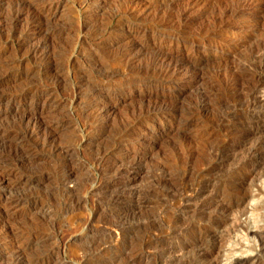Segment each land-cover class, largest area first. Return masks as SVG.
<instances>
[{"label":"rangeland","instance_id":"374dc122","mask_svg":"<svg viewBox=\"0 0 264 264\" xmlns=\"http://www.w3.org/2000/svg\"><path fill=\"white\" fill-rule=\"evenodd\" d=\"M20 1L12 0L10 3V0H5L4 11H0L3 12V15L5 14V16H1L4 22L2 20L0 22V28L2 27L4 31V37L0 38V264H12L13 257L22 259L20 264H59L60 257L63 253H68V256L66 254L68 261L70 260V262L74 264H125L128 263V259L130 260V256L132 255L131 259L134 258L135 254L138 253L135 252L139 250L142 252L140 253L139 251L138 257H140V254H142L144 250L149 254L147 253L148 255L146 257H140L136 264H195L196 257L194 256L195 253L191 245V239L195 237L197 232L196 229L199 230L200 227L202 228L203 224L206 222L196 219L194 222L198 225H195L193 228L194 230L192 229V231H188V233L178 231L179 228H181L180 226H182L180 223L183 224L188 222V215H190L189 212L185 217H182L181 213H179V206L182 203L181 198L190 194L189 191L192 186L197 184L198 173H200L203 168H206V166L208 167L209 163L211 164V159H208L209 152L205 151L206 149L196 153L193 152L196 151L197 142H200V140L198 141V133L196 134V131L199 132L198 130L203 128L204 125L202 126V124H204L205 118L201 115L196 116L193 120L194 123L190 125L191 127L187 129V134H185V132L179 130L181 123L179 124L178 120H172V117L168 113L159 114L150 119H143L142 121L141 119H137L135 112L139 110L140 107L147 106L148 104L153 105L154 103V105L156 106L157 104L158 107L168 106L170 109H183L182 107L192 106L191 103L194 101L196 102L199 99L198 96H200V93L203 91L208 93L207 103L211 106V111H209L211 116L207 113V116H209L207 118L209 121L213 122V119L215 118L214 121H216L218 117L217 120L220 123L218 121L213 123H216L217 128L216 140L221 139L223 134L221 123L224 117V106L231 100V94L230 91H228V84L230 85V76L228 73L235 68L238 61L248 56L247 53L249 54V52L247 49L249 47L252 48L253 45L257 43L256 41H259L261 35H263L264 0H40L38 3L39 5H44L45 15L46 18H48H45L46 20H44V23L41 25H36L34 23L28 25V23H26L28 22V18L24 15L27 13V5L33 0ZM146 1L148 3H153L147 7L148 5H145ZM239 1L243 4H240ZM12 3H16V5ZM233 3L236 4L237 7L239 6L238 8L243 12L240 15L232 14L226 16L223 13L224 10L230 7V5L234 6ZM10 4L11 6L13 5L14 8L20 6L23 10H15L14 13L12 12V15L7 12ZM126 4H130V6L133 5L132 7L135 6V8L139 7V13L141 12L142 16L138 11L137 13L132 12V9H128V5ZM123 7H126L125 11L122 9ZM180 12L182 15H179L181 14ZM172 14H175L174 17ZM217 14L224 17V20L226 19V21H223V24L221 22V24L215 22L214 19L219 18ZM16 15L23 18L19 20ZM176 18L178 20H176ZM9 20H11L12 23L11 21L9 22ZM152 20L155 21L156 26L150 24ZM2 22L5 23L6 26ZM214 22L215 24H211ZM51 28L56 31L54 34L48 35L47 31L51 30ZM93 30L95 31L94 33ZM169 32L170 34H168ZM175 35L177 40L179 39L177 43L176 38H173ZM39 44L42 45L40 51L36 53L34 49L38 47ZM62 46H64V48H62ZM126 46L131 47L132 51L130 50L128 53L126 51V55L119 58L118 55H120V52L128 48ZM122 47L124 49H122ZM64 49H66L67 52ZM52 52L54 53L52 54ZM55 52L59 53V55L56 53V57L54 56ZM114 55L115 57L113 58L112 56ZM46 56L48 58H46ZM95 56L97 58H95ZM152 56H162V58L167 60L179 58L180 64L189 58L198 60L201 58L202 61L197 67L199 70L196 78L197 80H193L189 83L190 85L181 81L171 82L170 84L152 76L142 81V83L141 81L133 82L132 80L134 78L141 75V68L144 66L143 63L147 64L149 59L153 58ZM171 56L172 58H170ZM195 56L198 57L196 58ZM44 58L46 61L48 60V63H45L46 61L43 60ZM111 60L115 61L112 62ZM124 60L126 63H124ZM44 63L45 65H43ZM40 67L44 70H41ZM56 68L57 70H55ZM97 68L98 70H96ZM110 68L113 69L110 70ZM106 70L112 71L111 74ZM130 70L132 73H130ZM136 70H140V74ZM182 70L181 73L183 74L187 71L184 67ZM200 75L202 77H200ZM55 76L56 78L58 77V80ZM128 77H131V80L128 79ZM53 79L56 80L54 81ZM66 79H68V81ZM204 80L206 82H204ZM162 83L164 85H162ZM225 83L228 84L225 85ZM102 84H105V86L103 87ZM94 86L103 87L104 90L99 91L97 90L98 87L96 88ZM115 87H117V89ZM110 88L111 92L109 91ZM118 90H120V92ZM97 91L102 94H99ZM10 97L16 99H11ZM52 98L54 99L52 100ZM96 105L102 106L106 114L102 115L103 117L100 116L101 118H98L92 123L87 118L88 114L87 117L85 116L86 113L89 112L88 109ZM132 110L134 113H132ZM59 114H61L62 117ZM133 115L134 118H132ZM160 115L162 116L160 117ZM33 117H35V120L39 118V120L42 119L49 124L52 123V127L57 131H55L56 148H54V145H52V147L48 144L44 148L29 149L31 142L34 140L29 142L25 139H18L16 137L17 128L15 125L18 124L20 120L27 122L26 120L33 119ZM211 118L212 120H210ZM77 119H81V121ZM121 119H123V122L126 120L128 126L125 122V124L121 123ZM139 120L141 127L138 125ZM91 125L93 127L98 125L99 129H96L94 133L84 134L82 126L90 127ZM103 126L104 128L102 129ZM119 126L125 128L132 126L135 127V129L137 128L138 130L136 129V132L131 135L132 137H136L132 138L128 136V140H126L127 138H125V140L122 139V141L115 140L118 133L117 130L120 128ZM161 128H163V130H161ZM181 133H184L183 137ZM94 135H96V137ZM189 138L192 141H190ZM186 139H189V143H186ZM60 143L62 145H59ZM108 143L110 145L113 143L114 145L112 144L113 146H109L107 145ZM103 145L107 148H104ZM122 146L125 147L122 148ZM172 147L175 148L173 149ZM179 148L181 150H177ZM135 150H139L140 152L141 150L143 151V153L140 154L141 157L139 156L138 159L143 165L134 172L125 175L121 174V176L128 181V187L126 189L127 195L122 203H116L112 197V191L114 189L109 185V183L113 181L114 174L111 171L109 172L110 174L103 173L101 172L102 169L101 171L98 170L99 172L95 171V168L92 166L93 160L99 155H102L103 158L105 157L102 160V165L104 167L117 160H124L125 166H129ZM182 150L185 152L183 153ZM54 151L58 152L55 153ZM177 151L179 156L177 154L173 157ZM64 152H66V154H64ZM192 153L194 154L192 155ZM180 154H185L184 156L182 155L184 158ZM190 155L192 159L194 158L192 160V162L194 161L193 163H187ZM170 156L171 158H169V161L171 163L167 162L168 160L166 161L167 164L173 166L172 168H168V173L171 174L170 179L167 181H160V173L158 170L156 171L154 167ZM108 157L109 159H107ZM172 157H176L175 161ZM80 158L81 162L79 161ZM206 158L207 162L205 161ZM127 160H129V162ZM66 162L69 166L66 167V170H61L60 165ZM176 162L179 163V165ZM176 165L181 169L179 167L177 168ZM53 166L55 171L52 168ZM250 167L256 168V164L251 162ZM71 168L76 170V175L74 174L72 176L74 179L69 178V180L66 178V174L68 169L72 170ZM156 169L158 168L156 167ZM185 169H188V171H185ZM57 170L58 173H56ZM173 172L174 174L172 176ZM180 173L182 175H189L191 178V181L187 183L189 186L183 181L178 180L179 176H182ZM192 175L193 177H191ZM96 176L104 177L101 188L94 187L93 185L95 180H97ZM172 177L177 180H172ZM226 177L224 172H219L213 178L214 183H217V186H215L219 188V192L222 188L227 189V186H229V184H227L228 178ZM215 179L218 180V182ZM241 180L245 181L242 182L238 188L233 190L234 195L231 193L233 196L230 194V199L232 201L234 199L235 201L237 199L239 200L242 194L250 191L253 192V196L248 202L249 204H246V211H244V213L239 212V210L232 212L234 215L241 213L239 214V216H241L239 220L242 224L240 228H235L236 230L234 229L235 231L233 230L231 235L224 242V249L220 250V252L223 250L220 254L223 256L219 257L218 263L264 264V186L260 181L259 183L258 181L250 182V177H244L239 181ZM219 181H221L220 184ZM222 182L223 184L225 183V185H223ZM249 182L250 184H248ZM149 185H152V187ZM108 186L110 188H108ZM180 189H182V192L179 191ZM187 189L190 190L188 191ZM137 191H139L138 194ZM183 192L186 194H183ZM168 193L170 195H168ZM135 194H137L139 199L134 198ZM174 194H177V196H174ZM77 196H79V200L76 199ZM84 200L85 202L83 203ZM79 201L80 203H78ZM71 205L74 206V208ZM127 206H131L132 208L135 207L136 213L132 210H128ZM132 214L135 216L133 217ZM135 217H137L138 220H145L141 222V220L138 221ZM161 220H164V222ZM119 221H124V223H118ZM126 222L130 223H128L130 228L131 226H135L133 224H136L135 229L130 232ZM146 223H150L153 227ZM143 224L146 225L144 226ZM166 224H168V227H166ZM210 224L208 225L213 227L212 225L214 224ZM161 226L163 228L165 227L166 230ZM198 226L199 228H197ZM144 227L148 228L144 229ZM157 228L160 229L158 230ZM223 229H225V227H223ZM148 230L153 235L150 234ZM133 233H135V236H132L134 235ZM140 233L142 234L140 235ZM143 233L146 234V236H144ZM158 235L162 240L165 238L167 239H165L166 241L164 240V243H167L166 245H170V247L172 246L174 248L176 247L177 253H172L173 251L168 253L165 252V254L161 253L160 249L156 250L157 248L155 247V249L154 245L151 246L152 244L146 245V247L143 246L145 240L146 242L148 241V239H146L147 237L159 238ZM129 237L133 240L135 239V241L131 240ZM94 238H98L100 241ZM187 242L190 243V248H186ZM92 246H96L97 249H100L97 250L96 247L93 249ZM149 246L151 247L148 248ZM137 247L141 248L138 249ZM187 249L188 251H186ZM132 250L134 252H132ZM215 250H218V248ZM50 253H53L52 256ZM58 254H60V256ZM146 259L148 260L147 263Z\"/></svg>","mask_w":264,"mask_h":264},{"label":"bare ground","instance_id":"6f19581e","mask_svg":"<svg viewBox=\"0 0 264 264\" xmlns=\"http://www.w3.org/2000/svg\"><path fill=\"white\" fill-rule=\"evenodd\" d=\"M4 1L5 0H0V11H2L4 8H5V4H4ZM6 1H9V0H6ZM11 1L12 0H10V3H11ZM18 1H20V0H18ZM24 1V0H23ZM31 1V0H30ZM29 1V2H30ZM34 1V0H33ZM30 2L28 5H27V15L25 14L24 16L26 17V18H28L27 20H28V22H26V23H28V25H30V24H36V25H41V24H43L44 23V20H46V19H48V18H46V12H45V7H44V5H39V1L40 0H35L34 2ZM42 1V0H41ZM132 1V0H131ZM134 1V0H133ZM15 2V1H14ZM21 2V1H20ZM85 2V1H84ZM151 2V1H150ZM240 2V1H239ZM238 2V3H239ZM19 3V2H18ZM153 3V2H152ZM152 3H148L147 1L145 2V5L147 6V7H149V5L151 4L152 5ZM12 4H14V3H12ZM131 4V3H130ZM130 4H126V5H128V9H132V12H136L137 13V11H138V13H139V7H136L135 8V6L134 7H132L133 5H131L130 6ZM234 4V3H233ZM232 4V5H233ZM240 4H243V3H241L240 2ZM239 4V5H240ZM8 5V4H7ZM14 5H16V3L14 4ZM142 5V4H141ZM22 6V5H21ZM125 6V5H124ZM138 6H139V4H138ZM144 6V5H143ZM145 6V7H146ZM127 7V6H126ZM125 7V8H126ZM144 7V8H145ZM228 7V6H227ZM239 7V6H238ZM237 6H236V4H234V6H231L230 5V7H228V8H226L225 10H224V14L227 16V15H232V14H241L243 11L242 10H240L239 8H238ZM24 8V7H23ZM80 8V7H79ZM125 8L123 7L122 9H124V11H125ZM142 8V7H141ZM22 8L20 7V6H18V7H16V8H14L13 7V5L11 6V4H10V7H9V9H8V11L7 12H9V13H11L12 14V12L14 13V11L15 10H17V11H20ZM147 9V8H146ZM23 10V9H22ZM21 10V11H22ZM25 10V9H24ZM47 10V9H46ZM80 10V9H79ZM127 10V9H126ZM186 10V9H185ZM4 11V10H3ZM127 11H129V10H127ZM142 11V10H141ZM145 11V10H144ZM24 12V11H23ZM173 12V11H172ZM3 12H0V22H1V20L3 19L1 16L3 15L2 14ZM79 13H80V11H79ZM131 13V12H130ZM144 13V12H143ZM142 13V14H143ZM169 13V12H168ZM181 13V12H180ZM221 13V12H220ZM19 14V13H18ZM140 15H141V12L139 13ZM7 15V14H6ZM13 15V14H12ZM133 15H134V13H133ZM137 15V14H136ZM169 15V14H168ZM173 15V14H172ZM172 15H170V16H172ZM175 15V14H174ZM174 15H173V17H174ZM179 15H182V13L181 14H179ZM217 15H219V14H217ZM3 16H5V14L3 15ZM7 16H9V15H7ZM142 16V15H141ZM167 16V15H166ZM16 17H18L19 18V20H21L22 18L21 17H19V16H17L16 15ZM84 17V16H83ZM168 17V16H167ZM177 17V16H176ZM5 18V17H4ZM8 18V17H7ZM26 18H24V19H26ZM46 18V19H45ZM226 18V17H225ZM10 19V18H9ZM12 19H14V18H12ZM159 19H160V16H159ZM164 19V18H163ZM166 19V18H165ZM181 19V18H180ZM179 19V20H180ZM138 20V19H137ZM154 20V19H153ZM151 21L150 22V24L151 25H155L156 26V24H155V21ZM176 20H178L177 18H176ZM215 20V22L217 23H222L223 24V21H226V19L224 20V17H222V16H220L219 15V18H215L214 19ZM3 21V20H2ZM11 20H9V22H10ZM81 21H83V20H81ZM140 21V20H139ZM157 21V20H156ZM163 21V20H162ZM165 21V20H164ZM4 22V21H3ZM2 22V23H3ZM84 22V21H83ZM86 22V21H85ZM135 22V21H134ZM138 22V21H137ZM160 22V21H159ZM168 22V21H167ZM166 22V23H167ZM180 22V21H179ZM215 22L214 23H211V24H215ZM11 23H12V21H11ZM14 23V22H13ZM140 23V22H139ZM165 23V22H164ZM220 23V24H221ZM3 24H5V23H3ZM16 24V23H15ZM18 24V23H17ZM225 24V23H224ZM1 25V24H0ZM11 25V24H10ZM79 25H81V24H79ZM86 25V24H85ZM3 26V25H2ZM5 26H6V24H5ZM13 26V25H12ZM27 26V25H26ZM161 26V25H160ZM95 27H97V26H95ZM146 27V26H145ZM208 27V26H207ZM14 28V27H13ZM90 28V27H89ZM99 28V27H98ZM156 28V27H155ZM158 28H159V26H158ZM203 28H204V26H203ZM137 29V28H136ZM147 29V28H146ZM177 29V28H176ZM13 30V29H12ZM43 30V29H42ZM84 30V29H83ZM94 30H97V29H94ZM93 30V33L95 32ZM100 30V29H99ZM152 30V29H151ZM155 30V29H154ZM10 31V30H9ZM47 31V30H46ZM56 30H54V29H52L51 28V30H48L47 31V34L49 35V34H54V32H55ZM57 31H58V29H57ZM81 31V30H80ZM101 31V30H100ZM203 31V30H202ZM103 32H104V30H103ZM127 32H129V31H127ZM136 32H138V31H136ZM3 33H4V31H3V28L1 27L0 28V38H2V37H4L3 36ZM101 33V32H100ZM99 33V34H100ZM106 33V32H105ZM110 33V32H109ZM112 33V32H111ZM132 33V32H131ZM182 33V32H181ZM199 33V32H198ZM200 33H202V32H200ZM56 34V33H55ZM85 34V33H84ZM167 34V33H166ZM165 34V35H166ZM168 34H170V32L168 33ZM174 34V33H173ZM262 34V33H261ZM47 35V36H48ZM131 35V34H130ZM133 36V35H132ZM148 36V35H147ZM192 36V35H191ZM191 36H189V37H191ZM248 36V35H247ZM260 36V35H259ZM180 37H181V35H180ZM188 37V36H187ZM132 38V37H131ZM135 38H137V37H135ZM173 38H176V43L178 42V40H177V37H176V35L173 37ZM196 38V37H195ZM260 38V37H259ZM167 39V38H166ZM186 39V38H185ZM258 39V38H257ZM80 40V39H79ZM183 40V39H182ZM189 40V39H188ZM252 41V40H251ZM26 42V41H25ZM180 42H182V41H180ZM184 42H185V40H184ZM191 42H192V40H191ZM190 42V43H191ZM255 42V41H254ZM257 42V43H256ZM254 44L255 45H253V47L251 48V47H249V48H251L250 50H248L247 49V51L249 52V54L247 53V55L248 56H246L245 58H243L242 60H240V61H238V63H237V65L235 66V68L234 69H232V70H230V73H228V75L230 76V85L228 84V83H225V85L226 84H228V87H229V90L228 91H230V94H231V100L228 102V104L227 105H225L224 107H225V111L223 112L224 113V117H223V119H222V123H221V127L223 128V134H222V138L221 139H218V140H216V138H217V134H216V130H217V128H216V123L214 124L213 122H216V121H218L217 119H218V117H217V119H216V121H214L215 120V118L213 119V122H211V121H209L208 120V118L207 117H209V116H211V114L209 113V111H211L210 109H211V106L207 103V98H208V93H206V92H201L200 93V96H198V100L194 103V102H192L191 104H192V106H189V107H182L183 109H170V108H168V106L167 107H158L157 106V104H156V106L153 104H148L147 106L145 105V106H143V107H140V109L139 110H136V112H135V114H136V117H137V119H141L142 121H143V119H147V118H153L154 116H156V115H159V114H169L171 117H172V120L174 119V120H178L177 122L180 124L181 123V125L179 126V130L181 131V132H185V134H187V129H189L191 126V124L192 123H194L193 122V120L195 119V117L196 116H204V118H205V122H204V124H202V126H203V128H200V130H198L199 132H197L196 131V134L198 133V135H197V137H198V141L200 140V142H197L198 143V145H197V147L195 148V150L196 151H193V152H200V151H203L204 149H206L205 151H208L209 152V158L208 159H211V164L209 163V166L207 167L206 166V168H203V170L202 171H200V173H198L199 174V176H198V181H197V184L195 185V186H192V188H191V190L189 191L188 189V191L190 192V194H187L186 196H184L183 198H181L182 199V203L180 204V206H179V210H180V212L179 213H181V215H182V217H185L186 216V214L187 213H189L190 212V215H188L189 216V221L188 222H185V223H183V224H181L180 223V225H182V226H180L181 228H179V230L178 231H180V232H182V233H185V232H187L188 233V231H192V229L195 227V222H194V220H196V219H198V220H201V221H203V222H206V223H204L203 224V226H202V228L200 227V229L198 230V229H196L197 230V232H196V235H195V237L193 238V239H191L192 241H191V245L193 246V250H194V253H195V257H196V260H195V264H219L218 263V260H219V257H222L223 255H220L221 254V252H223V250L220 252V250L221 249H224V242L228 239V237L231 235V233L233 232V230L235 229V228H237V227H241V222H240V218L239 217H241V216H239V214H241V213H237V214H233L232 212L233 211H235V210H239V212H243L244 213V211H246V204L250 201V199H251V197L253 196L252 195V191H250V192H248V193H244V194H242V196L240 197V196H238L237 195V193H235L238 197H240V199L237 201H235V199L232 201L231 199H230V196L233 194V190L235 189V188H238V186H240L241 185V183L242 182H244L245 180H241V181H239L240 179H242V178H248V177H250V182H253V181H258V183H259V181L262 183V185L264 186V31H263V35H261V38L259 39V41H256ZM138 43V42H137ZM142 43V42H141ZM183 43V42H182ZM67 44V43H66ZM133 44V43H132ZM131 44V45H132ZM139 44V43H138ZM179 44V43H178ZM185 44H186V42H185ZM42 45V44H41ZM41 45L39 44L38 45V47H36L35 49H34V52H36V53H38L39 51H40V47H41ZM124 45V44H123ZM130 45V44H129ZM136 45V44H135ZM144 45V44H143ZM229 45V44H228ZM76 46V45H75ZM206 46H207V44H206ZM35 47V46H34ZM42 47H44V46H42ZM126 47H128V46H126ZM222 47V46H221ZM229 47V46H228ZM227 47V48H228ZM234 47V46H233ZM62 48H64V46H62ZM62 48H60V49H62ZM67 48V47H66ZM68 48H69V46H68ZM236 48V47H235ZM45 49H46V47H45ZM122 49H124L123 47H122ZM137 49V48H136ZM222 49H223V47H222ZM44 50V49H43ZM50 50V49H49ZM58 50V49H57ZM65 51H66V49H64ZM132 51V49H131V47H128V48H126V49H124L122 52H120V55H118V57L119 58H121V57H123V56H125L126 55V51H127V53H128V51ZM229 50H233V49H229ZM60 51V50H59ZM221 51H223V50H221ZM32 52V51H31ZM48 52V51H47ZM51 52V51H50ZM58 52V51H57ZM57 52H55V57H56V53ZM62 53H65V52H63V51H61ZM67 52V51H66ZM195 52V51H194ZM230 52H233V51H230ZM54 52H52V54H53ZM160 53V52H159ZM33 54V53H32ZM35 54V53H34ZM44 54V53H43ZM58 55H59V53H57ZM118 54V53H117ZM131 54H132V52H131ZM46 55V54H45ZM63 55V54H62ZM61 55V56H62ZM116 55V54H115ZM115 55L114 56H112L113 58L115 57ZM128 55V54H127ZM152 55H154V54H152ZM167 55V54H166ZM166 55H165V57H166ZM208 55V54H207ZM206 55V56H207ZM214 55V54H213ZM235 55V54H234ZM244 55H246V54H244ZM33 56V55H32ZM54 56H52V57H54ZM64 56V55H63ZM130 56V55H129ZM168 56V55H167ZM203 56V55H202ZM243 56V55H242ZM34 57H35V55H34ZM38 57V56H37ZM51 57V58H52ZM54 57V58H55ZM76 57V56H75ZM92 57V56H91ZM117 57V56H116ZM128 57V56H127ZM153 57V56H152ZM164 57V56H163ZM196 57V56H195ZM198 57V56H197ZM196 57V58H197ZM42 58V57H41ZM46 58H48L47 56H46ZM60 58H62V57H60ZM59 58V59H60ZM64 58V57H63ZM95 58H97L96 56H95ZM112 58V59H113ZM148 58H151V57H148ZM168 58V57H167ZM170 58H172V56L170 57ZM193 58V57H192ZM92 59H93V57H92ZM123 59V58H122ZM177 59V58H176ZM176 59H174V60H167V59H164V58H162V56L161 57H157V56H155V57H153V58H151V59H149V61H148V63L147 64H145V63H143L144 64V66H142V68H141V70H142V73H141V75H139V76H137L136 78H134L132 81L133 82H135V81H141V83H142V81H145V80H147L148 78H150V77H152V76H154V77H156V79H160V81L162 80V81H164V82H166V83H170L171 84V82H179V81H181V82H184L185 84H188V85H190L189 83H191L193 80L195 81V79L197 78V76H198V65H199V63L202 61L201 60V58L198 60V59H187V60H185L182 64H180L179 63V58L176 60ZM183 59V58H182ZM184 59H186V58H184ZM38 60H39V58H38ZM43 60H45V58L43 59ZM54 60V59H53ZM53 60H52V62H53ZM64 60V59H63ZM94 60V59H93ZM99 60V59H98ZM97 60V61H98ZM239 60V59H238ZM46 61V60H45ZM48 61V60H47ZM45 62V63H48V62ZM60 61V60H59ZM62 61V60H61ZM70 61V60H69ZM68 61V62H69ZM72 61V60H71ZM109 61V60H108ZM112 61V60H111ZM115 61V60H114ZM114 61H112V62H114ZM117 61H118V59H117ZM122 61V60H121ZM125 61V60H124ZM128 61H129V59H128ZM128 61H127V63H128ZM132 61V60H131ZM50 62H51V59H50ZM56 62H57V60H56ZM93 62V61H92ZM94 62H96V61H94ZM101 62V61H100ZM111 62V63H112ZM123 62V61H122ZM43 63V62H42ZM45 63L43 64V65H45ZM124 63H126V61L124 62ZM205 63V62H204ZM50 64H52V63H50ZM100 64H102V63H100ZM118 64H119V62H118ZM130 64V63H129ZM132 64V63H131ZM210 64V63H209ZM214 64V63H213ZM56 65H57V63H56ZM99 65V64H98ZM103 65V64H102ZM105 65V64H104ZM122 65V64H121ZM127 65V64H126ZM184 65H186V66H184ZM203 65V64H202ZM53 66V65H52ZM108 66H109V64H108ZM113 66V65H112ZM131 66V65H130ZM130 66H129V68H130ZM54 67V66H53ZM70 67V66H69ZM103 67V66H102ZM111 67V66H110ZM115 67V66H114ZM121 67V66H120ZM127 67V66H126ZM125 67V68H126ZM132 67V66H131ZM138 67V66H137ZM184 67V69L185 70H187L184 74L183 73H181V71H183L182 70V68ZM232 67V66H231ZM234 67V66H233ZM45 68V67H44ZM133 68V67H132ZM200 68V67H199ZM40 69H41V67H40ZM46 69V68H45ZM108 69V68H107ZM111 69H113V68H110V70ZM138 69V68H137ZM139 69H140V67H139ZM201 69V68H200ZM231 69V68H230ZM41 70H44V69H41ZM55 70H57V68L55 69ZM96 70H98V68L96 69ZM116 70V69H115ZM114 70V71H115ZM224 70V69H223ZM229 70V69H228ZM106 71H109V70H106ZM125 71V70H124ZM131 71V70H130ZM135 71V70H134ZM136 71H138V70H136ZM220 71V70H219ZM58 72V71H57ZM111 72L112 71H109V73L111 74ZM189 72V73H188ZM223 72V71H222ZM54 73H55V71H54ZM61 73V72H60ZM69 73V72H68ZM121 73V72H120ZM119 73V74H120ZM130 73H132V71L130 72ZM138 73L140 74V70L138 71ZM50 74V73H49ZM110 74H108V75H110ZM113 74V73H112ZM115 74V73H114ZM127 74H128V72H127ZM181 74H182V76H181ZM223 74V73H222ZM55 75V74H54ZM58 75V74H57ZM56 75V76H57ZM61 75V74H60ZM68 75V74H67ZM102 75H104V74H102ZM118 75V74H117ZM121 75V74H120ZM133 75V74H132ZM136 75V74H135ZM228 75H227V77H228ZM52 76V75H51ZM50 76V77H51ZM56 76H55V78H56ZM111 76V75H110ZM109 76V77H110ZM114 76V75H113ZM216 76V75H215ZM47 77V76H46ZM132 77H134V76H132ZM153 77V78H154ZM200 77H202L201 75H200ZM54 78V77H53ZM58 78V77H57ZM56 78V79H57ZM55 79V80H56ZM61 79V78H60ZM128 79H130L131 80V77H128ZM201 79V78H200ZM54 80V79H53ZM54 80V81H55ZM58 80V79H57ZM67 81H68V79H66ZM150 80V79H149ZM148 80V81H149ZM153 80V79H152ZM197 80V79H196ZM60 81V80H59ZM65 81V80H64ZM154 81V80H153ZM157 81V80H156ZM227 81V80H226ZM58 82V81H57ZM56 82V83H57ZM71 82V81H70ZM127 82V81H126ZM129 82V81H128ZM204 82H206L205 80H204ZM65 83V82H64ZM137 83V82H136ZM140 83V84H141ZM151 83V82H150ZM155 83V82H154ZM55 84V83H54ZM53 84V85H54ZM67 84V83H66ZM98 84V83H97ZM126 84H128V83H126ZM175 84V83H174ZM178 84V83H177ZM45 85V84H44ZM43 85V86H44ZM59 85V84H58ZM57 85V86H58ZM60 85H61V83H60ZM68 85H69V83H68ZM91 85V84H90ZM103 85V84H102ZM110 85V84H109ZM133 85V84H132ZM159 85V84H158ZM162 85H164L163 83H162ZM42 86V85H41ZM46 86V85H45ZM56 86V85H55ZM65 86H67V85H65ZM74 86V85H73ZM76 86V85H75ZM99 86V85H98ZM97 86V87H98ZM105 86V84L103 85V87ZM112 86V85H111ZM149 86H150V84H149ZM161 86V85H160ZM169 86V85H168ZM214 86V85H213ZM50 87V86H49ZM94 87H96V86H94ZM96 87V88H97ZM103 87H98V89L97 90H99V91H102V90H104V88ZM110 87V86H109ZM118 87V86H117ZM117 87H115L116 89H117ZM166 87V86H165ZM227 87V88H228ZM67 88V87H66ZM72 88H74V87H72ZM95 88V89H96ZM120 88V87H119ZM130 88V87H129ZM224 88V87H223ZM56 89V88H55ZM69 89V88H68ZM94 89V90H95ZM106 89V88H105ZM204 89V88H203ZM28 90V89H27ZM39 90V89H38ZM111 90V88L109 89V91ZM115 90V89H114ZM220 90H221V88H220ZM225 90V89H224ZM57 91V90H56ZM119 92H120V90H118ZM209 91V90H208ZM228 91H226V92H228ZM98 92V91H97ZM111 92V91H110ZM114 92V91H113ZM200 92V91H199ZM74 93V92H73ZM96 93V92H95ZM99 93V92H98ZM224 93V92H223ZM37 94V93H36ZM99 94H102V93H99ZM111 94V93H110ZM113 94V93H112ZM196 94H198V93H196ZM114 95V94H113ZM150 95V94H149ZM35 96H37V95H35ZM15 97V96H14ZM111 97H113V96H111ZM224 97H226V96H224ZM11 98V97H10ZM9 98V99H10ZM210 98V97H209ZM227 98V97H226ZM11 99H16V98H11ZM54 98H52V100H53ZM221 99H222V97H221ZM64 100V99H63ZM66 100H68V99H66ZM110 100V99H109ZM113 100V99H112ZM111 100V101H112ZM103 101V100H102ZM107 101V100H106ZM224 101V100H223ZM54 102V101H53ZM60 102V101H59ZM227 102V101H226ZM97 103V102H96ZM95 103V104H96ZM194 103V104H193ZM222 103V102H221ZM49 104V103H48ZM57 104V103H56ZM99 104V103H98ZM224 104V103H223ZM50 105V104H49ZM104 105V104H103ZM71 106V105H70ZM91 106V105H90ZM90 106H88V107H90ZM93 106V105H92ZM186 106V105H185ZM52 107V106H51ZM73 107V106H72ZM105 107V106H104ZM217 107V106H216ZM223 107V106H222ZM58 108V107H57ZM87 108V107H86ZM139 108V107H138ZM137 108V109H138ZM84 109V108H83ZM82 109V110H83ZM107 109V108H106ZM185 109V110H184ZM72 110H73V108H72ZM71 110V111H72ZM88 113H86V116L85 117H87V114H88V119L93 123V122H95L98 118H101L100 116H102V115H105L106 113H105V109H103L102 108V106H99V105H96L95 107H90L89 109H88ZM112 111V110H111ZM73 112V111H72ZM66 113H68V112H66ZM65 113V114H66ZM71 113V112H70ZM131 113V112H130ZM129 113V114H130ZM132 113H134L133 112V110H132ZM207 113H209L208 115L209 116H207ZM222 113V114H223ZM56 114V113H55ZM109 114V113H108ZM61 117H62V115L61 114H59ZM69 115V114H68ZM67 116V115H66ZM70 116H72V115H70ZM162 115H160V117H161ZM240 116V117H239ZM103 117V116H102ZM128 117V116H127ZM213 117H215V116H213ZM238 117H239V119H238ZM60 118V117H59ZM86 118V119H87ZM132 118H134V115H133V117ZM34 119V120H33ZM33 119H30V120H26L27 122H24V121H21L20 120V122L18 123V124H16L15 125V127L17 128V135H16V137L18 138V139H25L26 141H32V140H34V141H32L31 142V144H30V148L29 149H37V148H44L46 145H48V144H50L51 146L52 145H54V148H56L55 147V128L54 127H52V123L51 124H49L48 122H44L42 119L41 120H39V118L38 119H36L35 120V117H33ZM82 119V118H81ZM81 119H79L80 121H81ZM130 119V118H129ZM137 119H135V120H137ZM242 119V120H241ZM78 120V119H77ZM78 120V121H79ZM122 120V122L121 123H123V124H125L126 123V120H124V122H123V119H121ZM210 120H212V118L210 119ZM128 121H130V120H128ZM132 121V120H131ZM147 121H149V120H147ZM155 121V120H154ZM100 122H102V121H100ZM135 122V121H134ZM137 122V121H136ZM219 122V121H218ZM224 122H226V123H224ZM77 123V122H76ZM84 123H86V122H84ZM99 123V122H98ZM103 123V122H102ZM120 123V122H119ZM144 123V122H143ZM149 123H151V122H149ZM220 123V122H219ZM79 124V123H78ZM104 124V123H103ZM122 124V125H123ZM133 124V123H132ZM152 124V123H151ZM4 125V124H3ZM107 125V124H106ZM126 125H127V123H126ZM125 125V126H126ZM138 125H140V120L138 121ZM146 125V124H145ZM153 125V124H152ZM220 125V124H219ZM1 126V125H0ZM10 126V125H9ZM88 126V125H87ZM100 126V125H99ZM105 126V125H104ZM104 126L102 127V129L104 128ZM128 126V125H127ZM130 126V125H129ZM143 126V125H142ZM162 126V125H161ZM217 126H218V124H217ZM86 127V126H85ZM83 127L82 126V130L84 131L83 133L84 134H90L91 132H95L96 131V129H99L98 128V125L96 126V127H93L92 125L90 126V127ZM120 127V126H119ZM118 127V128H119ZM140 127H141V125H140ZM165 127V126H164ZM194 127V126H193ZM4 128V127H3ZM113 128V127H112ZM115 128H116V125H115ZM219 128V127H218ZM106 129V128H105ZM137 129V128H136ZM135 127H120L119 128V130H117L118 131V133H117V135H116V137H115V140H121L122 141V139H124L125 140V138H127L126 140H128V136H131L132 134H134V132H136L135 130ZM199 129V128H198ZM221 129V128H220ZM92 130V131H91ZM114 130V129H113ZM138 130V129H137ZM159 130V129H158ZM161 130H163V128H161ZM100 131H101V129H100ZM104 131V130H103ZM190 131V130H189ZM188 131V132H189ZM57 132V131H56ZM98 132V131H97ZM221 132H222V130H221ZM99 133V132H98ZM140 133V132H139ZM178 133V132H177ZM103 134V133H102ZM116 134V133H115ZM182 134V137L184 136L183 134L184 133H181ZM92 135V134H91ZM112 135V134H111ZM114 135V134H113ZM42 136V137H41ZM89 136V135H88ZM95 137H96V135H94ZM134 136V135H133ZM188 136V135H187ZM38 137H39V139H38ZM92 137V136H91ZM132 137V136H131ZM130 137V138H131ZM134 137H136V136H134ZM134 137H132V138H134ZM154 137V136H153ZM181 137V138H182ZM137 139V138H136ZM182 139H184V138H182ZM190 139V138H189ZM189 139H186L187 141H186V143L188 142V140ZM196 139V138H195ZM195 139H194V141H195ZM113 140V139H112ZM181 140V139H180ZM182 141V140H181ZM190 141H192L191 139H190ZM197 141V140H196ZM182 142H184V141H182ZM182 142H180V143H182ZM107 143V142H106ZM109 143H111V142H109ZM107 144V145H109V146H111L110 144ZM189 143V142H188ZM216 143V144H215ZM69 144V143H68ZM105 144V143H104ZM131 144V143H130ZM193 144V143H192ZM195 144V143H194ZM59 145H62L61 143L59 144ZM66 145V144H65ZM106 145V144H105ZM114 145V144H113ZM112 145V146H113ZM124 145V144H123ZM177 145V144H176ZM187 145V144H186ZM58 146V145H57ZM109 146H108V148H109ZM181 146V145H180ZM188 146V145H187ZM194 146V145H193ZM192 146V147H193ZM196 146V145H195ZM28 147H29V145H28ZM50 147V146H49ZM53 147V146H52ZM103 147L105 148L106 146H104L103 145ZM123 147H125V146H122V148ZM130 147V146H129ZM138 147V146H137ZM177 147V146H176ZM189 147V146H188ZM51 148V147H50ZM103 148V149H104ZM107 148V147H106ZM121 148V149H122ZM134 148V147H133ZM142 148V147H141ZM173 148V147H172ZM175 148V147H174ZM173 148V149H174ZM191 148V147H190ZM58 149V148H57ZM100 149V148H99ZM102 149V148H101ZM111 149V148H110ZM109 149V150H110ZM113 149V148H112ZM118 149V148H117ZM120 149V148H119ZM172 149V150H173ZM181 149H182V147H181ZM180 148L179 149H177V150H181ZM186 149V148H185ZM188 149V148H187ZM52 150H53V148H52ZM51 150V151H52ZM108 150V149H107ZM116 150V149H115ZM124 150V149H123ZM176 150V149H175ZM191 150V149H190ZM190 150H189V152H190ZM33 151V150H32ZM35 151V150H34ZM37 151V150H36ZM41 151V150H40ZM50 151V152H51ZM74 151V150H73ZM103 151V150H102ZM101 151V152H102ZM127 151V150H126ZM145 151V150H144ZM183 151V153L185 152L184 150H182ZM55 152V151H54ZM56 152H58V151H56ZM55 152V153H56ZM63 152V151H62ZM61 152V153H62ZM76 152V151H75ZM105 152V151H104ZM120 152V151H119ZM181 152V151H180ZM188 152V153H189ZM192 152V151H191ZM100 153V152H99ZM112 153V152H111ZM117 153V152H116ZM127 153H129V152H127ZM141 153H143V151L141 150V152L139 151V150H135L134 151V155H132V159H131V164L129 165L128 163V165L129 166H125V163L122 161V160H117V161H115V162H113V163H111L110 165H108V166H106V167H104L103 165H102V160L105 158H103V156L102 155H99L98 157H96V158H94V160H93V163H92V166H93V168H95L94 170L95 171H98V170H100L101 171V169H102V171L101 172H103V173H109L110 171L114 174L113 175V181L111 182V183H109V185L111 186V188H113L114 190L112 191V197H113V200L116 202V203H122L123 201H124V199H125V196L127 195V193H126V189H127V187H128V181L127 180H125L126 178H124L123 176H121V174L123 175H125V174H129L130 172H134L135 170H137V169H139L140 167H142V162L140 161V160H138L139 159V156L141 157ZM172 153V152H171ZM173 153H175V152H173ZM187 153V152H186ZM64 154H66V152H64ZM73 154V153H72ZM93 154V153H92ZM101 154V153H100ZM108 154V153H107ZM178 154V151H177V153H175V155H173V157L174 156H176ZM194 153H192V155H193ZM198 154H200V153H198ZM57 155V154H56ZM69 155V154H68ZM119 155H120V153H119ZM129 155V154H128ZM181 155V154H180ZM183 156L185 155V154H182ZM181 155V156H182ZM187 155V154H186ZM97 156V155H96ZM124 156V155H123ZM122 156V157H123ZM144 156V155H143ZM178 156H179V154H178ZM177 156V157H178ZM182 156V157H183ZM188 156V155H187ZM195 156V155H194ZM200 156V155H199ZM62 157V156H61ZM66 157V156H65ZM76 157V156H75ZM93 157V156H92ZM126 157V156H125ZM129 157V156H128ZM172 157V159L175 161V158H173ZM202 157V156H201ZM64 158V157H63ZM116 158V157H115ZM169 158H171V156L170 157H168V159H166V160H164V161H162V159H161V163L160 164H158L156 167L158 168V169H156V167H154L155 168V170L157 171H159V177H160V181H167L168 179H170V175L171 174H169L168 173V168H172L173 166L170 164H167V162H170L169 161ZM184 158V157H183ZM188 158V157H187ZM56 159V158H55ZM58 159V158H57ZM67 159V158H66ZM77 159V158H76ZM107 159H109V157L107 158ZM141 159V158H140ZM143 159V158H142ZM172 159H171V161H172ZM194 159V158H193ZM192 158H191V155L189 156V158H188V160H187V163H191L192 162V160H193ZM72 160V159H71ZM70 160V161H71ZM74 160V159H73ZM85 160V159H84ZM168 160V161H167ZM177 160V159H176ZM180 160V159H179ZM58 161V160H57ZM61 161V160H60ZM68 161V160H67ZM80 162H81V158H80V160H79ZM78 161V162H79ZM91 161H92V159H91ZM128 162H129V160H127ZM142 161H144V160H142ZM167 161V162H166ZM205 161L207 162V158L205 159ZM126 162V161H125ZM160 162V161H159ZM177 162H179V161H177ZM176 162V163H177ZM181 162V161H180ZM194 162V161H193ZM192 162V163H193ZM251 162H253V164H256V168H254V167H250V163ZM54 163V162H53ZM52 163V164H53ZM56 163V162H55ZM60 163V162H59ZM108 163V162H107ZM171 163V162H170ZM87 164H89V163H87ZM87 164H86V166H87ZM155 164H157V163H155ZM178 165H179V163H177ZM79 165V164H78ZM90 165V164H89ZM174 165V164H173ZM205 165V164H204ZM69 165H67V162L65 163V164H63V165H60V168H61V170L62 169H64V170H66V167H68ZM84 166V165H83ZM85 166V167H86ZM145 166V165H144ZM177 166V165H176ZM186 166V165H185ZM73 167V166H72ZM81 167V166H80ZM179 166H177V168H178ZM188 167V166H187ZM191 167V166H190ZM205 167V166H204ZM53 168V170L55 169L54 168V166L52 167ZM76 168V167H75ZM88 168V167H87ZM136 168V169H135ZM180 168V167H179ZM72 169V168H71ZM181 169V168H180ZM192 169H193V167H192ZM84 170V169H83ZM174 170V169H173ZM188 171V169H185V171ZM55 171V170H54ZM59 171H60V169H59ZM94 171V172H95ZM171 171V170H170ZM176 171H178V170H176ZM181 171V170H180ZM183 171V170H182ZM191 171V170H190ZM64 172V171H63ZM99 172V171H98ZM172 172V171H171ZM170 172V173H171ZM192 172V171H191ZM195 172V171H194ZM225 173V175L227 176L226 178H228L227 179V184H229V186H227V189H223L222 188V190L219 192V188H217L216 186V184L217 183H214V181H213V178H214V176L217 174V173ZM56 173H58V170H57V172ZM60 173V172H59ZM76 173V170H67V174H66V178H71V179H74V178H72V176L74 175ZM190 173V172H189ZM188 173V174H189ZM100 174V173H99ZM110 174V173H109ZM155 174V173H154ZM154 174H152V175H154ZM173 174H174V172L172 173V176H173ZM179 174V173H178ZM190 174H193V173H190ZM76 175V174H75ZM135 175V174H134ZM175 175H177V174H175ZM180 175H182L181 173H180ZM91 176V175H90ZM132 176V175H131ZM137 176V175H136ZM150 176V175H149ZM155 176V175H154ZM153 176V177H154ZM196 176V175H195ZM218 176H219V174H218ZM88 177V176H87ZM95 177V176H94ZM128 177H130V176H128ZM132 177H134V176H132ZM159 177H157V178H159ZM175 177H177V176H175ZM191 177H193V175L191 176ZM89 178V177H88ZM96 178H97V180H95V184L93 183V185H94V187H97V188H101V186L103 185V182H104V177L103 176H99V177H97L96 176ZM109 178V177H108ZM195 178V177H194ZM217 178V177H216ZM219 178V177H218ZM223 178V177H222ZM76 179V178H75ZM90 179H91V177H90ZM106 179H107V177H106ZM111 179V178H110ZM151 179V178H150ZM155 179V178H154ZM172 180H174V181H176L177 179L176 178H174V177H172L171 178ZM62 180H63V178H62ZM70 180V179H69ZM68 180V181H69ZM87 180V179H86ZM92 180V179H91ZM156 180V179H155ZM158 180V181H159ZM178 180L179 181H183L184 183H188L189 181H191V178L189 177V175H187V174H183L182 176H179V178H178ZM194 180H196V179H194ZM216 180V179H215ZM220 180V179H219ZM224 180H225V178H224ZM217 182H218V180H216ZM222 181V180H221ZM221 181H219V184H220V182ZM107 182V181H106ZM195 182V181H194ZM226 182V181H225ZM250 182L248 183V184H250ZM152 183V182H151ZM155 183V182H154ZM183 183V184H184ZM214 183V184H213ZM105 184V183H104ZM108 184V183H107ZM106 184V185H107ZM156 184H157V182H156ZM160 184V183H159ZM163 184H164V182H163ZM170 184V183H169ZM172 184V183H171ZM222 184H223V182H222ZM247 184V183H246ZM252 184V183H251ZM93 185H92V187H93ZM105 185V186H106ZM161 185V184H160ZM188 185V184H187ZM216 185V186H215ZM223 185H225V183L223 184ZM149 186H151L152 187V185H149ZM155 186V185H154ZM163 186V185H162ZM161 186V187H162ZM183 186V185H182ZM189 186V185H188ZM187 186V187H188ZM221 186V185H220ZM93 187V188H94ZM156 187H157V185H156ZM159 187V186H158ZM165 187V186H164ZM175 187V186H174ZM252 187V186H251ZM108 188H110L109 186H108ZM169 188H172V187H169ZM177 188H178V186H177ZM176 188V189H177ZM181 188V187H180ZM240 188V187H239ZM103 189V188H102ZM168 189V188H167ZM173 190H175L174 188H172ZM185 189V188H184ZM71 190V189H70ZM182 189H180L179 191H181ZM249 190H251V189H249ZM72 191H73V189H72ZM153 191V190H152ZM184 191V190H183ZM259 191H260V189H259ZM69 192V191H68ZM134 192V191H133ZM132 192V193H133ZM138 192L139 191H137V194H138ZM182 192V191H181ZM243 192V191H242ZM107 193H108V191H107ZM136 193V192H135ZM173 193V192H172ZM185 192H183V194H184ZM232 193V194H231ZM70 194H71V192H70ZM73 194H74V192H73ZM137 194H135L134 195V198H138V196H137ZM178 194H180V193H178ZM186 194V193H185ZM231 194V195H230ZM240 194V195H241ZM75 195V194H74ZM129 195V194H128ZM131 195V194H130ZM168 195H170L169 193H168ZM234 195V194H233ZM232 195V196H233ZM76 196V195H75ZM142 196V195H141ZM172 196V195H171ZM174 196H177V194L175 195L174 194ZM174 196H173V198H174ZM179 196V195H178ZM236 196V197H237ZM78 197L79 196H77V200H79L78 199ZM83 197V196H82ZM182 197V196H181ZM131 198V197H130ZM172 198V197H171ZM177 198V197H176ZM175 198V199H176ZM110 199V198H109ZM139 199V198H138ZM112 200V199H111ZM128 200V199H127ZM140 200H141V198H140ZM142 201H144V200H142ZM181 201V200H180ZM85 202V200L83 201V203ZM127 202V201H126ZM139 202V201H138ZM137 202V203H138ZM78 203H80V201L78 202ZM125 203V202H124ZM249 204V203H248ZM74 205H76V204H74ZM122 205V204H121ZM72 206V205H71ZM73 208H74V206H72ZM118 207V206H117ZM121 207H123V206H121ZM139 207V206H138ZM166 207V206H165ZM171 207V206H170ZM177 208H178V206H177ZM127 209L128 210H132V211H136V208L134 207V208H132L131 206H127ZM75 210V209H74ZM115 210V209H114ZM138 210V209H137ZM155 211V210H154ZM158 212V211H157ZM237 212V211H236ZM235 212V213H236ZM122 213V212H121ZM136 213V212H135ZM93 214V213H92ZM123 214V213H122ZM126 214H127V212H126ZM129 214V213H128ZM125 215V214H124ZM131 215V214H130ZM128 216V215H127ZM132 216H133V214H132ZM135 216V215H134ZM133 216V217H134ZM125 217H126V215H125ZM131 217V216H130ZM139 217V216H138ZM117 218V217H116ZM127 218H129V217H127ZM137 220H138V218L137 217H135ZM140 219V218H139ZM153 219V218H152ZM141 220V219H140ZM140 220H138V221H140ZM143 220V219H142ZM141 220V222H144V220L142 221ZM150 220V219H149ZM184 220V219H183ZM188 220V219H187ZM128 221V220H127ZM130 221V220H129ZM132 221V220H131ZM153 221V220H152ZM151 221V222H152ZM162 221V220H161ZM160 221V222H161ZM165 221H167V220H165ZM208 221H209V223H208ZM140 222V223H141ZM150 222V223H151ZM158 222V221H157ZM162 222H164V220L162 221ZM174 222V221H173ZM179 222V221H178ZM118 223H124V221L122 222V221H119ZM127 223V222H126ZM129 223V222H128ZM127 223V224H128ZM133 223V222H132ZM136 223V222H135ZM139 223V222H138ZM137 223V224H138ZM150 223H148V224H150ZM155 223V222H154ZM153 223V224H154ZM167 223V222H166ZM210 224V223H212V224H214V225H212V224H210V225H212L213 227H211V226H209L208 224ZM130 224V223H129ZM129 224H128V226H129ZM147 224V223H146ZM145 224V225H146ZM147 224V225H148ZM157 224V223H156ZM169 224V223H168ZM168 224H166V227H168L167 225ZM172 224V223H171ZM200 224V223H199ZM207 224V225H206ZM80 225H81V223H80ZM85 225H86V223H85ZM84 225V226H85ZM120 225V224H119ZM124 225H126V224H124ZM133 225H135L134 227L133 226H131V228H130V226H129V230H130V232H131V230H134L135 229V227H136V224H133ZM138 225H140V224H138ZM144 225V224H143ZM144 225V226H145ZM151 225V224H150ZM198 225V224H197ZM196 225V226H197ZM82 226V225H81ZM142 226V225H141ZM152 226V225H151ZM158 226V225H157ZM157 226H155V227H157ZM165 226V225H164ZM86 227V226H85ZM123 227V226H122ZM125 227V226H124ZM127 227V226H126ZM138 227V226H137ZM143 227V226H142ZM153 227V226H152ZM162 227V226H161ZM178 227V226H177ZM223 227H225V229H223ZM121 228V227H120ZM139 228V227H138ZM137 228V229H138ZM146 228H148V227H146ZM145 227H144V229H146ZM163 228V227H162ZM172 228H173V225H172ZM197 228H199V226L197 227ZM239 228H238V230H239ZM123 229V228H122ZM121 229V230H122ZM136 229V230H137ZM158 230L160 229V228H157ZM163 229H165V227L163 228ZM163 229H161V230H163ZM120 230V231H121ZM125 230H126V228H125ZM140 230V229H139ZM141 230H143V229H141ZM149 230H150V228H149ZM149 230H148V232H149ZM166 230V229H165ZM168 230V229H167ZM171 230V229H170ZM173 230V229H172ZM176 230V229H175ZM194 230V229H193ZM236 230V229H235ZM234 230V231H235ZM124 231V230H123ZM138 231V230H137ZM136 231V232H137ZM147 231V230H146ZM169 231V230H168ZM178 231H177V233H178ZM122 232V231H121ZM133 232H135V231H133ZM153 232V231H152ZM159 232V231H158ZM124 233V232H123ZM129 233V232H128ZM150 234H152L151 232H149ZM155 233V232H154ZM134 235H132V236H135V233H133ZM142 233H140V235H141ZM144 234V233H143ZM163 234V233H162ZM169 234V233H168ZM126 235V234H125ZM128 235V234H127ZM153 235V234H152ZM155 235V234H154ZM164 235V234H163ZM166 235V234H165ZM173 235V234H172ZM172 235H171V238H172ZM175 235H176V233H175ZM180 235V234H179ZM185 235H187V234H185ZM193 235V234H192ZM191 235V236H192ZM257 235V234H256ZM1 236V235H0ZM124 236V235H123ZM131 236V235H130ZM131 236V237H132ZM144 236H146V234H144ZM159 236V235H158ZM157 236V237H158ZM183 236H184V234H183ZM190 236V235H189ZM137 237V236H136ZM166 237V236H165ZM174 237H176V236H174ZM258 237V236H257ZM123 238V237H122ZM130 238V237H129ZM95 239V238H94ZM96 239H98V238H96ZM95 239V240H96ZM127 239V238H126ZM131 239V238H130ZM138 239H139V236H138ZM144 239V238H143ZM146 239H148V241L146 242V240H145V242H144V244H143V246L144 247H146V245H150V244H152L151 246H153L154 245V248L156 249V250H158V249H160V252L161 253H164L165 254V252L166 253H168V252H172V253H177V250L174 248V247H170V245H166L165 243H164V240L166 239H164V240H162L161 239V237L159 236V238H156V237H154V238H152V237H147ZM175 239V238H174ZM180 239V238H179ZM263 239V238H262ZM99 240V239H98ZM123 240H124V238H123ZM131 240H133V239H131ZM167 240V239H166ZM165 240V241H166ZM261 240V239H260ZM100 241V240H99ZM122 241V240H121ZM128 241V240H127ZM133 241H135V239L133 240ZM136 241H137V239H136ZM144 241V240H143ZM263 241V240H262ZM126 242V241H125ZM124 242V243H125ZM128 242H131V241H128ZM138 242V241H137ZM169 242V241H168ZM182 242V241H181ZM93 243V242H92ZM134 243V242H133ZM174 243V242H173ZM188 243V242H187ZM262 243V242H261ZM87 244V243H86ZM96 244L98 245V243L96 242ZM96 244H93V245H96ZM101 244H103V243H101ZM100 245V244H99ZM126 245V244H125ZM135 245H136V243H135ZM156 245V246H155ZM173 245V244H172ZM180 245V244H179ZM187 246H186V248H190L191 246H190V243H188V244H186ZM101 246V245H100ZM117 246V245H116ZM120 246V245H119ZM137 246V245H136ZM142 246V245H141ZM151 246H149L148 248H150ZM93 247V246H92ZM96 246H94L93 247V249L95 248ZM139 247V246H138ZM137 247V248H138ZM143 247V248H144ZM183 247V246H182ZM264 247V246H263ZM64 248V247H63ZM102 248V247H101ZM121 248V247H120ZM123 248H124V246H123ZM126 248V247H125ZM129 248V247H128ZM132 248V247H131ZM131 248H130V250H131ZM135 248V247H134ZM141 248V247H140ZM140 248H138V249H140ZM153 248V247H152ZM178 248V247H177ZM218 248V250H215V249H217ZM90 249V248H89ZM96 249H97V247H96ZM98 249H100V248H98ZM97 249V250H98ZM154 249V250H155ZM183 249V248H182ZM192 249V248H191ZM56 250H58V249H56ZM119 250V249H118ZM134 250V249H133ZM132 250V252H134ZM136 250V249H135ZM144 250V249H143ZM147 250H149V249H147ZM162 250V251H161ZM65 251V250H64ZM63 251V252H64ZM88 251V250H87ZM96 251V250H95ZM100 251V250H99ZM122 251V250H121ZM126 251V250H125ZM140 251V250H139ZM139 251H136L135 253H139ZM182 251V250H181ZM186 251H188V249L186 250ZM52 252H54V251H52ZM61 252V251H60ZM59 252V253H60ZM62 252V253H63ZM142 251H140V253H141ZM151 252V251H150ZM153 252V251H152ZM157 252V251H156ZM180 252V251H179ZM184 252V251H183ZM192 252V251H191ZM121 253V252H120ZM138 253L137 254H135V257H134V255H133V257L134 258H132L131 259V256H130V260L128 259V263H125V264H136V262H138L139 261V258L140 257H146L149 253L148 252H145V250L143 251V253L142 254H140V257H138L139 255H138ZM148 253V254H147ZM155 253V252H154ZM189 253V252H188ZM193 253V254H194ZM51 254V256H52V254L53 253H50ZM57 254V253H56ZM66 254H67V256H68V253H63L62 254V256L60 257L61 259H60V262H59V264H74V263H71L70 262V260L68 261V258H67V256H66ZM125 254H128V253H125ZM134 254V253H133ZM156 254V253H155ZM223 254V253H222ZM59 256H60V254H58ZM138 255V256H137ZM163 255V254H162ZM169 255V254H168ZM179 255H180V253H179ZM183 255V254H182ZM181 255V256H182ZM50 256V257H51ZM161 256V255H160ZM167 256V255H166ZM171 256V255H170ZM81 257H82V255H81ZM80 257V258H81ZM122 257V256H121ZM149 257V256H148ZM159 257V256H158ZM174 257V256H173ZM194 257V258H195ZM71 258V257H70ZM126 258V257H125ZM153 258V257H152ZM161 258V257H160ZM179 258V257H178ZM177 258V259H178ZM185 258V257H184ZM188 258V257H187ZM149 259H150V257H149ZM181 259V258H180ZM220 259H222V258H220ZM79 260V259H78ZM116 260V259H115ZM126 260V259H125ZM143 260V259H142ZM164 260V259H163ZM162 260V261H163ZM167 260V259H166ZM169 260V259H168ZM174 260V259H173ZM188 260V259H187ZM10 261H11V259H10ZM9 261V262H10ZM21 261H22V259H20L19 257H13L12 258V264H20L21 263ZM43 261V260H42ZM118 261V260H117ZM140 261H141V259H140ZM147 259H146V263H147ZM170 261V260H169ZM168 261V262H169ZM179 261V260H178ZM116 262V261H115ZM161 262V261H160ZM166 262V261H165ZM170 262H172V261H170ZM182 262V261H181ZM11 263V262H10ZM79 263V262H78ZM141 263V262H140ZM145 263V262H144ZM149 263V262H148ZM167 263V262H166ZM178 263V262H177ZM184 263V262H183ZM190 263V262H189ZM162 264V263H161ZM168 264V263H167ZM171 264V263H170ZM175 264V263H174ZM179 264V263H178ZM236 264H238V263H236Z\"/></svg>","mask_w":264,"mask_h":264}]
</instances>
